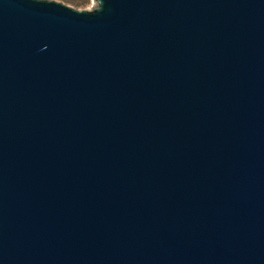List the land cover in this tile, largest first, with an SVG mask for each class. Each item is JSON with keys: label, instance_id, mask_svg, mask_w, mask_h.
Returning a JSON list of instances; mask_svg holds the SVG:
<instances>
[{"label": "water", "instance_id": "95a60500", "mask_svg": "<svg viewBox=\"0 0 264 264\" xmlns=\"http://www.w3.org/2000/svg\"><path fill=\"white\" fill-rule=\"evenodd\" d=\"M0 0V264H264V0Z\"/></svg>", "mask_w": 264, "mask_h": 264}, {"label": "rangeland", "instance_id": "374dc122", "mask_svg": "<svg viewBox=\"0 0 264 264\" xmlns=\"http://www.w3.org/2000/svg\"><path fill=\"white\" fill-rule=\"evenodd\" d=\"M77 10L93 9L96 6L95 0H54Z\"/></svg>", "mask_w": 264, "mask_h": 264}]
</instances>
